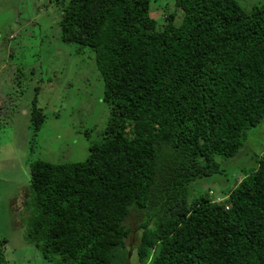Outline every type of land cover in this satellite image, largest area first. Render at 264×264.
<instances>
[{
	"label": "trees",
	"instance_id": "16d2710c",
	"mask_svg": "<svg viewBox=\"0 0 264 264\" xmlns=\"http://www.w3.org/2000/svg\"><path fill=\"white\" fill-rule=\"evenodd\" d=\"M241 1L51 0L110 114L84 161L29 164L23 237L45 263L129 264L136 215L137 264H264V146L224 196L201 188L264 118V0Z\"/></svg>",
	"mask_w": 264,
	"mask_h": 264
},
{
	"label": "rangeland",
	"instance_id": "374dc122",
	"mask_svg": "<svg viewBox=\"0 0 264 264\" xmlns=\"http://www.w3.org/2000/svg\"><path fill=\"white\" fill-rule=\"evenodd\" d=\"M260 1L242 0L240 5L249 9ZM171 10L168 3L166 11ZM60 15L51 0H0V242L8 240L0 250H5L8 264H48L23 237L31 210L25 205L30 201L29 164L84 161L90 145L102 141L109 120L94 53L62 43ZM34 99L45 119L32 134L29 111ZM263 133L264 118L247 133L246 147L223 160V173L204 179L201 188L211 186L217 196H224L240 181L242 169L256 166ZM138 222L136 215L127 220L132 231L129 264H137Z\"/></svg>",
	"mask_w": 264,
	"mask_h": 264
}]
</instances>
